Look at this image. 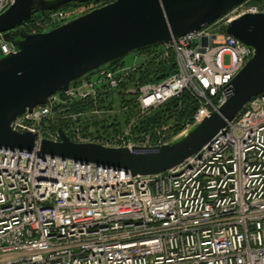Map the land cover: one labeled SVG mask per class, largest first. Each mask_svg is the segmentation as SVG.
I'll use <instances>...</instances> for the list:
<instances>
[{
    "label": "built area",
    "instance_id": "obj_1",
    "mask_svg": "<svg viewBox=\"0 0 264 264\" xmlns=\"http://www.w3.org/2000/svg\"><path fill=\"white\" fill-rule=\"evenodd\" d=\"M253 1L159 44L160 58L174 52L176 70L127 88L129 104L145 115L188 91L199 102L192 126L221 106L229 83L253 55L222 28L242 14L264 12ZM13 2L0 0V14ZM76 15L49 11L43 30ZM15 51L0 40V54ZM123 64L95 69L12 121L13 130L36 139L31 151L0 147V264H264V91L199 151L161 173L132 176L39 152L41 140L60 141L59 128L48 129L55 108L97 103L123 90L137 66ZM98 109L99 115L107 110L103 103ZM134 124L132 117L110 137H89L77 126L63 131L74 142L106 147L145 151L166 144L144 143L138 134L145 131H134Z\"/></svg>",
    "mask_w": 264,
    "mask_h": 264
},
{
    "label": "water",
    "instance_id": "obj_2",
    "mask_svg": "<svg viewBox=\"0 0 264 264\" xmlns=\"http://www.w3.org/2000/svg\"><path fill=\"white\" fill-rule=\"evenodd\" d=\"M107 0H14L0 14V40L15 52L0 54V147L31 151L35 135L12 129L26 109L95 69L139 48L171 41L211 24L245 0H112L67 22L40 32L23 25L36 12L71 2ZM225 32L253 49V55L228 85L225 102L178 140L149 149L106 147L74 142L58 129L60 141L43 139L39 152L52 157L123 169L132 176L169 170L192 156L264 91V12L231 19Z\"/></svg>",
    "mask_w": 264,
    "mask_h": 264
},
{
    "label": "trees",
    "instance_id": "obj_3",
    "mask_svg": "<svg viewBox=\"0 0 264 264\" xmlns=\"http://www.w3.org/2000/svg\"><path fill=\"white\" fill-rule=\"evenodd\" d=\"M112 0H107L105 2H85V3H69L64 5L59 10L67 11V8L70 6H87L93 4V7L100 6ZM262 0L253 1V4H264ZM92 8V7H91ZM49 11L45 12H36L31 20L23 25L24 29L27 32H40L43 30V24L46 21ZM56 24L50 26V28L55 27ZM222 31L225 32V26L222 28ZM160 45L154 44L148 47L139 48L135 53L146 55L144 61L139 62L131 73L126 77L122 86H139L145 83H153L161 80L162 78L168 76L176 70V61L175 54L171 50L168 53V57L162 59L158 55ZM122 59L112 62V65L123 64ZM124 65V64H123ZM122 90L118 89L117 91L111 93L110 95H119L120 99L118 101L125 102L127 109L122 110L124 117L128 118L135 117L134 130L136 132L150 130L154 124L158 122H168L171 121L174 124L173 131L177 132L184 128L188 123L193 122V115L195 114L199 102L195 99L188 91H183L179 96L172 97L168 99L161 106L157 107L146 113L145 115H140L135 104H129V100L123 97L121 92ZM108 95V96H110ZM100 103L104 104L106 102V97L99 99ZM91 102V101H88ZM124 106V107H125ZM101 107V105L99 106Z\"/></svg>",
    "mask_w": 264,
    "mask_h": 264
},
{
    "label": "rangeland",
    "instance_id": "obj_4",
    "mask_svg": "<svg viewBox=\"0 0 264 264\" xmlns=\"http://www.w3.org/2000/svg\"><path fill=\"white\" fill-rule=\"evenodd\" d=\"M93 8H95L93 7V4L78 7L70 6L67 8V12L70 14V16L72 13H76L77 15L75 17H77ZM45 27V29H48L50 24H46ZM142 59L143 55L131 52L124 56L122 61L125 64L124 66L131 65L133 63H136L138 66L139 61ZM224 62L228 63L229 58L225 57ZM127 88H133V86L126 85L123 87L121 92H125L123 97L130 101L132 100V97L129 96L130 93L126 92ZM119 99V95L114 94L107 96L106 102L103 104V107L107 110L101 115H99L98 109V107L101 105L100 101L97 103L73 101L72 105L55 108L53 115L49 118L48 129H69L72 127L71 131H74V128L77 126L83 135L89 137L113 136L115 133L124 129L125 125L128 124L129 120L131 119L128 118L126 121L127 117H124L122 114L125 102L118 101ZM77 123L80 125H77ZM173 127L174 124L171 121L158 122L154 124L150 130H147L144 133H139L138 137L147 144L171 143L181 138L193 126L192 123H188L184 126V128L177 132L173 131Z\"/></svg>",
    "mask_w": 264,
    "mask_h": 264
},
{
    "label": "bare ground",
    "instance_id": "obj_5",
    "mask_svg": "<svg viewBox=\"0 0 264 264\" xmlns=\"http://www.w3.org/2000/svg\"><path fill=\"white\" fill-rule=\"evenodd\" d=\"M71 3H73V2H71Z\"/></svg>",
    "mask_w": 264,
    "mask_h": 264
}]
</instances>
